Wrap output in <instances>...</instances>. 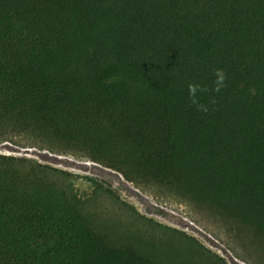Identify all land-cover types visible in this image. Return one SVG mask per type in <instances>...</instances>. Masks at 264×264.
<instances>
[{"label": "trees", "instance_id": "1", "mask_svg": "<svg viewBox=\"0 0 264 264\" xmlns=\"http://www.w3.org/2000/svg\"><path fill=\"white\" fill-rule=\"evenodd\" d=\"M22 136L264 237V0H0V143ZM78 177L0 153V264H201L103 220Z\"/></svg>", "mask_w": 264, "mask_h": 264}, {"label": "rangeland", "instance_id": "2", "mask_svg": "<svg viewBox=\"0 0 264 264\" xmlns=\"http://www.w3.org/2000/svg\"><path fill=\"white\" fill-rule=\"evenodd\" d=\"M17 144L2 142L0 146L16 150V155L27 156L43 163L68 170L79 175L76 182V192L82 199H90V206L95 208L102 219L129 224L136 223L137 230L157 239L170 240L180 248H173L167 243L154 242L155 249L168 251L171 257H178L183 262L192 263L193 256L182 248L196 250L197 258L207 259L210 264H264V237L254 229L233 218L220 216L214 210L200 208L193 202L183 200L168 192L159 185H136L127 180L120 172L101 163L93 161L82 153L51 152L35 145L27 136L17 138ZM102 186L110 190L119 200L135 207L137 211L161 224L184 232L198 242L186 238L185 235L174 233L168 229L156 226L135 215L128 205L121 204L104 191L97 192ZM136 235V233H133ZM142 234L132 236L125 232V238L144 241ZM146 244V242H145ZM205 246L214 255L202 249ZM221 257L225 262L216 258ZM181 256H184L181 258ZM196 259L197 263L207 264Z\"/></svg>", "mask_w": 264, "mask_h": 264}, {"label": "water", "instance_id": "3", "mask_svg": "<svg viewBox=\"0 0 264 264\" xmlns=\"http://www.w3.org/2000/svg\"><path fill=\"white\" fill-rule=\"evenodd\" d=\"M16 150L13 149H8L6 146H0V153H8V154H13L16 153Z\"/></svg>", "mask_w": 264, "mask_h": 264}]
</instances>
